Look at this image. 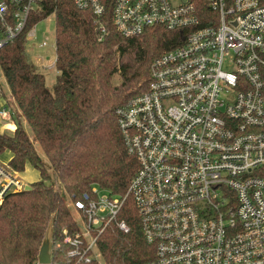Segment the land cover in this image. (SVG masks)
Instances as JSON below:
<instances>
[{
	"label": "built area",
	"instance_id": "obj_1",
	"mask_svg": "<svg viewBox=\"0 0 264 264\" xmlns=\"http://www.w3.org/2000/svg\"><path fill=\"white\" fill-rule=\"evenodd\" d=\"M42 1L0 0V50ZM73 2L103 32L110 8L124 37L162 27L182 42L153 60L147 90L117 109L139 168L122 197L93 187L70 201L77 229L62 231L68 256L101 262L98 237L130 198L155 249L139 264H264V0H206L204 11L193 0ZM27 186L0 163V202Z\"/></svg>",
	"mask_w": 264,
	"mask_h": 264
},
{
	"label": "trees",
	"instance_id": "obj_2",
	"mask_svg": "<svg viewBox=\"0 0 264 264\" xmlns=\"http://www.w3.org/2000/svg\"><path fill=\"white\" fill-rule=\"evenodd\" d=\"M207 9L206 0H193ZM110 8L103 19L77 8L73 0H43L31 15L25 33L0 50V67L12 94L14 109L32 128L50 166L45 165L23 122L12 133L0 134V153L9 149L8 166L23 172L35 167L39 180L30 190L9 193L0 202V264H38V254L53 224L52 264H139L155 249L144 239L136 208L128 198L97 240L101 262H78L68 256L62 231L77 229L68 203L93 187L122 197L139 168L126 148L117 109L147 90L150 66L163 52L182 42L181 33L150 27L124 37L112 22ZM56 21V67L52 87L27 50V31L50 15ZM63 186L57 188L56 180ZM68 196V200L65 198ZM129 229L123 231L118 222Z\"/></svg>",
	"mask_w": 264,
	"mask_h": 264
},
{
	"label": "rangeland",
	"instance_id": "obj_3",
	"mask_svg": "<svg viewBox=\"0 0 264 264\" xmlns=\"http://www.w3.org/2000/svg\"><path fill=\"white\" fill-rule=\"evenodd\" d=\"M34 29H35L36 35H35V38L28 39L27 50L31 54L33 61L38 66V69L45 74L47 86L52 87L59 74L58 69L56 67L57 53L55 49V44H56L55 16L52 14L48 16L47 18L41 20L35 25ZM44 41L48 43L47 47L40 46V44ZM225 69L230 70V67L226 66ZM0 82H1V86L3 87L4 91H7L8 86L5 81L1 67H0ZM24 127L29 137L34 141L39 154L43 157L45 161V165L49 167L50 163L48 159L46 158L42 147L35 140L32 128L27 123L24 124ZM0 156H2L0 158L1 162H5V163L8 162V161H5V157H6L5 151L0 153ZM18 176L22 179L24 183L31 185L33 182L39 180L40 173L35 167L28 165L23 172H20L18 174ZM56 185H57V188L61 189V191L64 192L63 186L58 181V179L56 180ZM65 198L68 200V196L66 194H65ZM69 204L70 202L68 203V205ZM73 214L76 218V213L73 212Z\"/></svg>",
	"mask_w": 264,
	"mask_h": 264
},
{
	"label": "crops",
	"instance_id": "obj_4",
	"mask_svg": "<svg viewBox=\"0 0 264 264\" xmlns=\"http://www.w3.org/2000/svg\"><path fill=\"white\" fill-rule=\"evenodd\" d=\"M4 107H7L10 109V118L5 119V118L0 117V134L1 133H12L16 129L18 121L23 122V124L26 123V120L20 118L19 113L16 111V109H14L13 97H12V94L9 88L7 89V91H4L3 87L1 86V82H0V109ZM4 151L6 155L5 161H8V162L5 163V162H1L0 160V163L1 164L3 163L4 165H8L9 161L13 157V152L9 149H6ZM1 157L2 156H0V158ZM17 173L19 174L20 172H17Z\"/></svg>",
	"mask_w": 264,
	"mask_h": 264
},
{
	"label": "water",
	"instance_id": "obj_5",
	"mask_svg": "<svg viewBox=\"0 0 264 264\" xmlns=\"http://www.w3.org/2000/svg\"><path fill=\"white\" fill-rule=\"evenodd\" d=\"M31 188L32 187L28 185L25 190H30ZM53 232H54L53 224L50 223L45 232L39 250L38 261H37L38 264H52L53 262V248H54Z\"/></svg>",
	"mask_w": 264,
	"mask_h": 264
}]
</instances>
